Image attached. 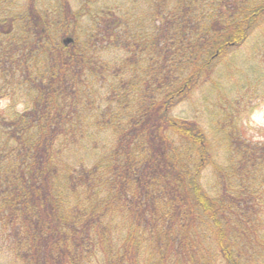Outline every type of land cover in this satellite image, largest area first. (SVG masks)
<instances>
[{"label": "trees", "instance_id": "16d2710c", "mask_svg": "<svg viewBox=\"0 0 264 264\" xmlns=\"http://www.w3.org/2000/svg\"><path fill=\"white\" fill-rule=\"evenodd\" d=\"M80 2L0 0V252L264 264V141L239 127L264 101V0ZM193 92L206 113L175 115Z\"/></svg>", "mask_w": 264, "mask_h": 264}, {"label": "rangeland", "instance_id": "374dc122", "mask_svg": "<svg viewBox=\"0 0 264 264\" xmlns=\"http://www.w3.org/2000/svg\"><path fill=\"white\" fill-rule=\"evenodd\" d=\"M73 4V7H77L79 5L80 0H70ZM99 1V0H98ZM101 2L103 0H100ZM256 34H252L246 43L240 48L241 51L245 52L244 55H249V49L254 48L253 37ZM256 42V41H255ZM201 92H193L192 99H187L185 102L179 104L173 111L175 115H183L186 114L189 110L192 112L193 116L195 115V119H200L203 113H206V105L203 103V98ZM250 94L244 95V102L249 99ZM207 106L210 108L211 105L217 104L218 98L215 94L211 93V96L208 98ZM8 100L1 99L0 100V111L7 108ZM244 107L245 112L242 113L240 119V131L244 138L250 139L255 142H263L264 141V101L263 99H250L246 103ZM23 105L18 104L15 106L16 110H23ZM195 109V111L193 110ZM192 118V117H188ZM201 183L204 189L208 191H212L213 187V179L210 174V169L208 168L203 176L201 177ZM0 262L1 264H12L11 256L6 254L4 251L0 252Z\"/></svg>", "mask_w": 264, "mask_h": 264}]
</instances>
